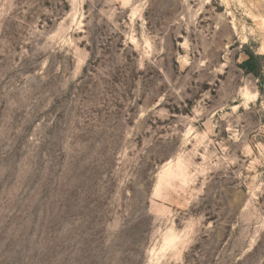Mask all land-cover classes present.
<instances>
[{
    "label": "rangeland",
    "instance_id": "obj_1",
    "mask_svg": "<svg viewBox=\"0 0 264 264\" xmlns=\"http://www.w3.org/2000/svg\"><path fill=\"white\" fill-rule=\"evenodd\" d=\"M0 264H264V0H0Z\"/></svg>",
    "mask_w": 264,
    "mask_h": 264
},
{
    "label": "trees",
    "instance_id": "obj_2",
    "mask_svg": "<svg viewBox=\"0 0 264 264\" xmlns=\"http://www.w3.org/2000/svg\"><path fill=\"white\" fill-rule=\"evenodd\" d=\"M261 59L260 56H254V54H249L248 55V59L246 61L243 62L242 64V68L246 73H252L254 76L258 77V73L256 72V70H254L251 66L250 63L253 62L254 60H258Z\"/></svg>",
    "mask_w": 264,
    "mask_h": 264
}]
</instances>
